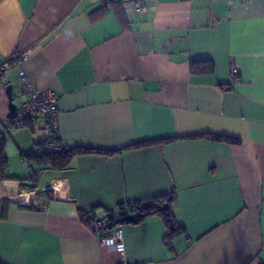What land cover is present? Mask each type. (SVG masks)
Wrapping results in <instances>:
<instances>
[{"label":"crops","instance_id":"0c3cea01","mask_svg":"<svg viewBox=\"0 0 264 264\" xmlns=\"http://www.w3.org/2000/svg\"><path fill=\"white\" fill-rule=\"evenodd\" d=\"M134 1L0 0V63L27 55L0 84V136L34 173L0 181V263L264 264V0ZM20 71L57 93L67 148L101 151L63 169L26 159L50 132L7 117ZM156 196L182 231L115 222L123 255L79 214Z\"/></svg>","mask_w":264,"mask_h":264},{"label":"built area","instance_id":"2783aa9c","mask_svg":"<svg viewBox=\"0 0 264 264\" xmlns=\"http://www.w3.org/2000/svg\"><path fill=\"white\" fill-rule=\"evenodd\" d=\"M108 3V2H107ZM134 8L136 12H143L146 9L143 0H135ZM27 55L22 52H14L9 57L0 63V84L3 82L6 73L13 66H20L25 61ZM229 72L230 81H235L238 78V69L234 64H231ZM18 82L24 96V100L20 105L18 114L15 118L10 119L15 126H23L27 121L43 118L48 122L49 136L39 145L34 147V152L39 155L43 150L58 151L62 150L65 145L58 139V109H57V93L51 89L42 91L35 90L32 85L26 80L22 71L18 74ZM116 209L123 215L137 213L134 205L123 204L117 206ZM123 215H118L120 218ZM94 237L101 245L114 247L120 255L124 253L122 230L118 226L111 227L109 217L106 213L95 218L91 223ZM4 264V263H0ZM116 264H126L120 260ZM143 264H157L156 262H145Z\"/></svg>","mask_w":264,"mask_h":264},{"label":"trees","instance_id":"16d2710c","mask_svg":"<svg viewBox=\"0 0 264 264\" xmlns=\"http://www.w3.org/2000/svg\"><path fill=\"white\" fill-rule=\"evenodd\" d=\"M109 2L110 0H108V3ZM212 67L213 66H210V69H212ZM208 137L213 138V139H222V140H226L230 142H237V140L226 138V137H220L216 135H208ZM58 139H60L59 136H58ZM100 151L101 150H94L92 148L81 147V146H74L71 148H67L65 145V147L62 150L50 151V152L43 150L39 155H36L34 152V149H32L30 152L25 154V158L29 160H34L37 163L46 165L52 169H63L68 166V164L70 163V160L76 155L89 153V152H100ZM7 164H8V159L5 153V138L0 136V181L17 178V177H13V178L8 177V175L6 174ZM27 179L33 180L34 173L32 172L27 178H17V180H20V181H24ZM171 201H172L171 196H156V197H152V198L141 200V201H125V202L119 203L118 206L123 205V204L134 205L135 210L139 214V221L149 215L158 214L162 217L165 224L169 226V223L166 220L165 214L158 210V206L164 202H167L168 204H170ZM116 207L105 210V213L109 217L111 227L116 226L115 222L118 219L117 218L118 215H123L119 213L120 211H118ZM79 214L82 219L86 221H90V223H92V221L98 217V215L94 212V210H91V209L90 210L88 209L80 210ZM170 216L172 217L174 229L172 231L171 230L169 231V235H174L176 233L181 232L182 227L179 226L175 222L172 211H170ZM166 243H167V240H166Z\"/></svg>","mask_w":264,"mask_h":264},{"label":"water","instance_id":"95a60500","mask_svg":"<svg viewBox=\"0 0 264 264\" xmlns=\"http://www.w3.org/2000/svg\"><path fill=\"white\" fill-rule=\"evenodd\" d=\"M11 85L6 86V94L8 95L9 103H8V113L7 117L9 119H13L18 114V108L16 104L11 99ZM158 210L163 212L166 216V220L169 223V229L172 231L174 229L172 218L170 216V206L167 202L162 203L158 206ZM139 221V214L138 213H131L128 215H123L116 220V223L123 224L124 222L130 223H137Z\"/></svg>","mask_w":264,"mask_h":264},{"label":"rangeland","instance_id":"374dc122","mask_svg":"<svg viewBox=\"0 0 264 264\" xmlns=\"http://www.w3.org/2000/svg\"><path fill=\"white\" fill-rule=\"evenodd\" d=\"M15 100V103L18 105L19 103H20V101H18L17 99H14ZM14 153V152H13ZM7 155V157H8V160H9V166H8V169L6 170V174L8 175V174H15L14 176H16L17 178H20L21 177V175H18V174H20V172L22 171L21 170V168L22 167H27V163L26 162H21L20 161V156L19 155H16V159H17V161L14 159L15 157V155L13 156V154L12 155H9V154H6ZM13 164H12V163ZM14 165V166H13ZM11 168H15L14 170L16 171H12V169ZM11 172H15V173H11Z\"/></svg>","mask_w":264,"mask_h":264},{"label":"bare ground","instance_id":"6f19581e","mask_svg":"<svg viewBox=\"0 0 264 264\" xmlns=\"http://www.w3.org/2000/svg\"><path fill=\"white\" fill-rule=\"evenodd\" d=\"M25 197H26V196L24 195V197L21 199V201H26V200H25V199H26Z\"/></svg>","mask_w":264,"mask_h":264}]
</instances>
